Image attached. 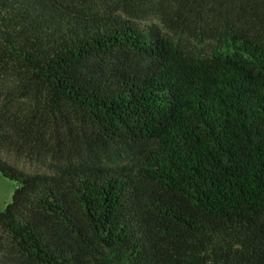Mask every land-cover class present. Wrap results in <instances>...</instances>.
<instances>
[{
  "label": "trees",
  "instance_id": "1",
  "mask_svg": "<svg viewBox=\"0 0 264 264\" xmlns=\"http://www.w3.org/2000/svg\"><path fill=\"white\" fill-rule=\"evenodd\" d=\"M0 264H264V0H0Z\"/></svg>",
  "mask_w": 264,
  "mask_h": 264
},
{
  "label": "rangeland",
  "instance_id": "2",
  "mask_svg": "<svg viewBox=\"0 0 264 264\" xmlns=\"http://www.w3.org/2000/svg\"><path fill=\"white\" fill-rule=\"evenodd\" d=\"M15 188V182L5 179L0 173V211L10 203Z\"/></svg>",
  "mask_w": 264,
  "mask_h": 264
}]
</instances>
